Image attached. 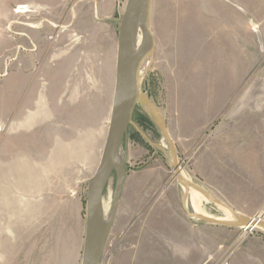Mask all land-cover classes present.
I'll return each mask as SVG.
<instances>
[{"label":"rangeland","instance_id":"obj_1","mask_svg":"<svg viewBox=\"0 0 264 264\" xmlns=\"http://www.w3.org/2000/svg\"><path fill=\"white\" fill-rule=\"evenodd\" d=\"M126 4L0 0V264H82ZM150 31L100 264H264V230L189 217L176 176L264 220V0H152ZM205 200L202 215L225 218Z\"/></svg>","mask_w":264,"mask_h":264},{"label":"water","instance_id":"obj_2","mask_svg":"<svg viewBox=\"0 0 264 264\" xmlns=\"http://www.w3.org/2000/svg\"><path fill=\"white\" fill-rule=\"evenodd\" d=\"M151 5L152 0H127L125 12L122 18L116 53L115 83L108 131L100 162L88 184L82 264L101 263L108 236L118 212L125 183V171L124 168L117 171L116 162L118 154L120 153V145L130 123L137 97L142 96L140 83H138L137 80L139 63L142 57L147 54L148 45H150L151 54L153 50L154 39L150 31ZM138 23L141 24L145 39L143 44L134 51V32ZM144 102L153 108L151 103L145 100ZM154 113L164 138L170 146L172 157L175 161L172 140L164 128L162 119L155 110ZM113 170L116 172V181L111 199L110 219L105 227L102 223L101 217L102 194L106 182ZM176 176L182 186L190 185L212 202L220 203V201L210 196L199 186H196L190 181L182 178L180 176V172H178ZM186 201L187 192L183 197V204H185ZM186 214L191 218H197L212 224H220L224 226H241L246 229L249 227L250 229H253V227L258 224L264 225L263 219L255 217L248 218L243 216L238 220L239 222L232 223L208 218L187 210Z\"/></svg>","mask_w":264,"mask_h":264},{"label":"bare ground","instance_id":"obj_3","mask_svg":"<svg viewBox=\"0 0 264 264\" xmlns=\"http://www.w3.org/2000/svg\"><path fill=\"white\" fill-rule=\"evenodd\" d=\"M20 8H21V10L19 12H21V13L27 12V10H23V8H25L24 6H21ZM144 39H145V35L143 33L141 24L138 23L136 25L135 32H134V43H133L134 51L137 50L143 44ZM147 48H148L147 54L142 57V59H141V61L139 63L138 72H137L138 83H140L142 78L147 73L148 68L152 64V58H151L152 54H151V51H150V45H148ZM144 108H146L145 105H144ZM146 110H147V112L149 111L147 108H146ZM169 148H170V146H169ZM122 168H123V161H122V158H121V154L119 153L118 154V158H117V162H116V170L120 171V170H122ZM183 188L185 189V191L190 192L195 197L196 204H197L198 207H200V205H201L200 199H204L205 200L206 197L203 196V194H201V192H199L198 190H196L195 188H193L190 185L183 186ZM205 201H207V198H206ZM215 205H217L218 208L221 211H223V213L225 214V218L216 219V220L225 221V222H232L233 223V222H239L238 220L242 218V216H240L236 212L232 211L225 204L216 203ZM185 207H186V203H185ZM110 208H111V206H110ZM110 208H109L107 203L102 202V205H101V217H102V223H103V225L105 227L108 224L109 219H110ZM199 215H202V214L199 212ZM203 216H205V215H203ZM208 218H211V217H208ZM212 219H214V218H212ZM254 228H261L262 230H264V225L258 224L256 226H254L253 229ZM249 229H250V227H249Z\"/></svg>","mask_w":264,"mask_h":264},{"label":"crops","instance_id":"obj_4","mask_svg":"<svg viewBox=\"0 0 264 264\" xmlns=\"http://www.w3.org/2000/svg\"><path fill=\"white\" fill-rule=\"evenodd\" d=\"M196 203V202H195ZM196 214H199V207L196 204ZM3 216L0 217V228H1V219Z\"/></svg>","mask_w":264,"mask_h":264}]
</instances>
